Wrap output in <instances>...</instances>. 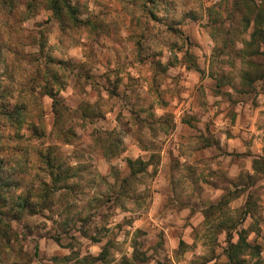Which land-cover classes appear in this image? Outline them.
Here are the masks:
<instances>
[{
  "label": "clouds",
  "instance_id": "9594fccd",
  "mask_svg": "<svg viewBox=\"0 0 264 264\" xmlns=\"http://www.w3.org/2000/svg\"><path fill=\"white\" fill-rule=\"evenodd\" d=\"M15 4L0 0V169L22 183L0 264H264V0ZM45 184L53 222L28 214ZM69 206L92 219L66 235Z\"/></svg>",
  "mask_w": 264,
  "mask_h": 264
},
{
  "label": "rangeland",
  "instance_id": "374dc122",
  "mask_svg": "<svg viewBox=\"0 0 264 264\" xmlns=\"http://www.w3.org/2000/svg\"><path fill=\"white\" fill-rule=\"evenodd\" d=\"M11 6H12L13 9L15 8V6H16L15 0H12V5ZM154 20H155V17H154ZM160 54L162 55V53H160ZM143 63L144 62L142 60L141 64L143 65ZM59 67L61 69H64V65H59ZM91 78L92 77L90 75H87L85 77V79H87V80H91ZM53 79H55L57 81V83L60 82L58 75H54ZM109 83L111 84V80H109ZM119 83H120V80L118 79L117 82H116V85H118ZM116 85H112V90L110 92L106 90L105 99H109V98H112V97H116L117 99L120 98V94L116 90ZM6 94H9L7 89H5V92L3 93V95H6ZM105 109H108V105H105ZM175 114H176V116L178 118L181 117L182 116V110L177 108ZM111 115H112V113L109 110L108 111V116H111ZM106 118L107 117H104L102 115V119H106ZM193 119H195V117ZM235 119L236 118L233 116L232 117L233 124H235ZM217 122L219 123L220 121L218 120ZM180 123L187 124L189 128L192 127V124H191L190 121H184V120L181 119ZM258 123H259V118H258V116H255V117H253V123L251 125H249V126L252 127V128H255V130L257 132H259L260 129L256 127V124H258ZM0 163H3V162L0 161ZM63 178H64V174H61V176L58 179H63ZM19 183H22V181L18 182L16 179H14V177L12 175L3 173L2 169H0V205H6L7 204V201H5L3 198L8 195V193L10 192L11 187H12L13 184H17V186H18ZM44 187H45V192H44L43 196L37 198L40 201V203L37 204L35 210H34V208H29L28 209V214L30 216H40L43 221L53 222L52 221V217L43 214V209L48 208L49 205H50V201L47 199V197L49 195V192L47 190L48 186L45 184ZM64 190L67 193H69V194H71L73 196H75L78 192L81 191V189L78 186H75V185H64ZM30 197H31V194H29V198ZM18 206L20 207V212H21V215L23 216V213H24V210H25L23 201ZM66 214H67V218L64 220L63 224L61 225V228L64 230L66 235L68 234V232L71 231L72 228L75 227V223L76 222H80L82 224H87L92 219L91 215L83 216L80 213L73 214V209H72L71 206H69V208L66 209ZM41 227H47V223L35 225V229L36 230L40 229ZM137 234H139V230H138ZM81 235L85 236V238L87 239V234L85 232H81ZM145 235H146V233H145ZM50 238L53 240L54 243H56V244L60 243V238L59 237H50ZM41 239H43V236H41ZM95 242L96 241L93 240V243H95ZM133 255H134V258L137 261V264H147V261H148L149 258L146 256V254L140 253L139 255H137L134 252ZM157 264H159V262H157Z\"/></svg>",
  "mask_w": 264,
  "mask_h": 264
}]
</instances>
